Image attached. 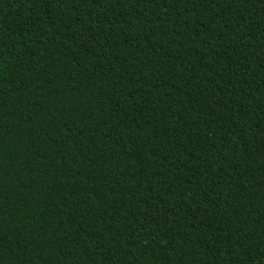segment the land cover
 I'll return each instance as SVG.
<instances>
[{"label": "trees", "instance_id": "16d2710c", "mask_svg": "<svg viewBox=\"0 0 264 264\" xmlns=\"http://www.w3.org/2000/svg\"><path fill=\"white\" fill-rule=\"evenodd\" d=\"M0 264H264V0H0Z\"/></svg>", "mask_w": 264, "mask_h": 264}]
</instances>
